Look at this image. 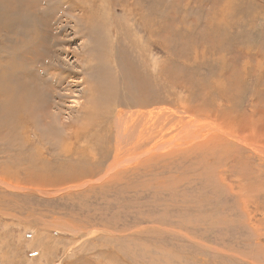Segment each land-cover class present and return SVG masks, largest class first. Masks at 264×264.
I'll use <instances>...</instances> for the list:
<instances>
[{"label": "rangeland", "instance_id": "obj_1", "mask_svg": "<svg viewBox=\"0 0 264 264\" xmlns=\"http://www.w3.org/2000/svg\"><path fill=\"white\" fill-rule=\"evenodd\" d=\"M0 264H264V0H0Z\"/></svg>", "mask_w": 264, "mask_h": 264}, {"label": "bare ground", "instance_id": "obj_2", "mask_svg": "<svg viewBox=\"0 0 264 264\" xmlns=\"http://www.w3.org/2000/svg\"><path fill=\"white\" fill-rule=\"evenodd\" d=\"M44 21V20H43ZM130 70V69H129ZM136 78V77H135ZM137 78H139V77H137ZM134 79V78H133ZM141 79V78H140ZM143 85H144V83H143ZM143 85H142V87L141 88H143ZM140 86H141V84H140ZM71 87V86H70ZM83 88V87H82ZM66 95H68V94H66ZM79 106V105H78ZM81 119V118H80ZM225 126V125H224ZM128 128H126L125 129V127H124V129H123V131L121 130V132H124V130H127ZM129 130V129H128ZM248 136V135H247ZM258 136V135H257Z\"/></svg>", "mask_w": 264, "mask_h": 264}]
</instances>
